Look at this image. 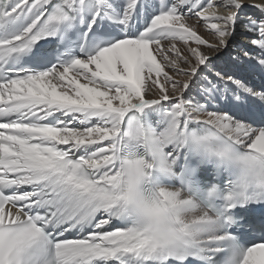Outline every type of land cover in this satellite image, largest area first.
Returning <instances> with one entry per match:
<instances>
[{
	"label": "snow or ice",
	"instance_id": "6c2138e0",
	"mask_svg": "<svg viewBox=\"0 0 264 264\" xmlns=\"http://www.w3.org/2000/svg\"><path fill=\"white\" fill-rule=\"evenodd\" d=\"M0 264H264V0H0Z\"/></svg>",
	"mask_w": 264,
	"mask_h": 264
},
{
	"label": "bare ground",
	"instance_id": "6f19581e",
	"mask_svg": "<svg viewBox=\"0 0 264 264\" xmlns=\"http://www.w3.org/2000/svg\"><path fill=\"white\" fill-rule=\"evenodd\" d=\"M238 39H239V38H238ZM255 79H256L257 82L259 81V77H256Z\"/></svg>",
	"mask_w": 264,
	"mask_h": 264
}]
</instances>
